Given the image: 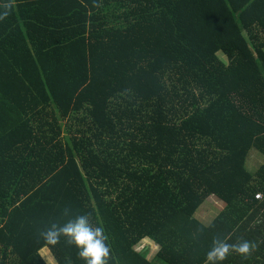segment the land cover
<instances>
[{"label": "trees", "instance_id": "16d2710c", "mask_svg": "<svg viewBox=\"0 0 264 264\" xmlns=\"http://www.w3.org/2000/svg\"><path fill=\"white\" fill-rule=\"evenodd\" d=\"M65 206L105 228L108 264H209L217 235L256 245L222 264H264V0H13L0 264H85L38 235Z\"/></svg>", "mask_w": 264, "mask_h": 264}, {"label": "clouds", "instance_id": "9594fccd", "mask_svg": "<svg viewBox=\"0 0 264 264\" xmlns=\"http://www.w3.org/2000/svg\"><path fill=\"white\" fill-rule=\"evenodd\" d=\"M94 6L99 7L100 4L94 2ZM12 7L13 0H0V19L6 18ZM260 194L259 198H256L255 195L254 197L260 199L262 193ZM62 215L68 219L63 224L52 222L38 233L39 237L51 245L60 243L61 238H63L67 246H75L78 250V257L83 259L85 264H108L111 248L107 243L108 237L105 228L93 224L90 213L73 216L72 210L68 206L62 209ZM255 246L253 242L248 240H237L229 243L217 235L213 237L212 247L207 253V261L209 264H222L232 253L246 258ZM156 247L158 248V246Z\"/></svg>", "mask_w": 264, "mask_h": 264}, {"label": "rangeland", "instance_id": "374dc122", "mask_svg": "<svg viewBox=\"0 0 264 264\" xmlns=\"http://www.w3.org/2000/svg\"><path fill=\"white\" fill-rule=\"evenodd\" d=\"M220 57L224 59L225 57L223 56L222 53H219ZM253 151V152H252ZM251 153L249 154L247 161H246V168L254 172V170L260 166V164L263 162V156L256 152L255 150H252ZM223 204L222 202L216 198L215 196H209L199 207V211L197 212V216L200 220H202L204 223H209L213 220V218L217 215L219 212V208H222ZM142 247H146L149 249V259H152L154 257V254L157 251L156 245L152 242V240L149 239H144L143 242L141 243V246L138 249H141ZM48 251V250H47ZM49 253V251H48ZM50 257L48 258V264H55V260L49 253ZM45 259V258H44Z\"/></svg>", "mask_w": 264, "mask_h": 264}, {"label": "built area", "instance_id": "2783aa9c", "mask_svg": "<svg viewBox=\"0 0 264 264\" xmlns=\"http://www.w3.org/2000/svg\"><path fill=\"white\" fill-rule=\"evenodd\" d=\"M260 196H261L260 193L255 194V197H256V198H259Z\"/></svg>", "mask_w": 264, "mask_h": 264}, {"label": "crops", "instance_id": "0c3cea01", "mask_svg": "<svg viewBox=\"0 0 264 264\" xmlns=\"http://www.w3.org/2000/svg\"><path fill=\"white\" fill-rule=\"evenodd\" d=\"M223 204V203H222ZM224 206V205H223ZM223 208V207H222ZM219 209H221V208H219ZM158 249V248H157ZM48 252V251H47ZM157 252V251H156ZM49 254V253H48ZM156 254V253H155ZM155 254H154V256H155Z\"/></svg>", "mask_w": 264, "mask_h": 264}]
</instances>
